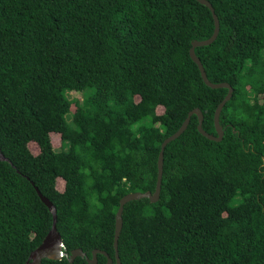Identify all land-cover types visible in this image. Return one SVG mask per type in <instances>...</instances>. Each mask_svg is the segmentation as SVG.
I'll use <instances>...</instances> for the list:
<instances>
[{
	"label": "trees",
	"instance_id": "1",
	"mask_svg": "<svg viewBox=\"0 0 264 264\" xmlns=\"http://www.w3.org/2000/svg\"><path fill=\"white\" fill-rule=\"evenodd\" d=\"M206 1L219 33L195 55L233 89L224 135L192 116L165 147L158 202L123 208L121 264H264V0ZM213 31L196 0H0V264H26L51 228L31 182L67 254L116 264L119 200L154 192L161 143L195 108L215 135L227 90L189 58Z\"/></svg>",
	"mask_w": 264,
	"mask_h": 264
},
{
	"label": "water",
	"instance_id": "2",
	"mask_svg": "<svg viewBox=\"0 0 264 264\" xmlns=\"http://www.w3.org/2000/svg\"><path fill=\"white\" fill-rule=\"evenodd\" d=\"M196 2L206 7L210 11L212 15L213 23H214V31H213L212 36L209 39L203 40V41H193L191 43V47L189 49V58L197 66L201 79L206 87L213 89V90H217V89L227 90L226 96L218 104L214 112L213 123H214L215 135L208 134L207 132L203 130L202 128L203 114L198 108H195L187 114L180 128L173 135L169 136L167 139H165L161 143L160 151H159L158 159H157V181H156L154 192L153 193H150V192L129 193L119 200L118 210L115 215V230H114V236H113V250H114V258H115L116 264H121L119 260V255H118V239H119V235L122 229L123 208L129 202L138 201L142 199L149 200L151 204L158 202L159 197H160V190H161V181H162V173H163V154H164L165 147L184 133V131L187 129L189 125L190 118L192 116H195L197 118L198 133L204 138H206L207 140L218 143V142H221L223 135H224L223 128L219 123V118H220V114H221V111L224 105L232 97L233 89L227 83H216V84L211 83L207 79V76L205 74V71L203 69V66L199 58L195 55L196 48L209 46L216 40L218 33H219V21H218L217 16L214 13V10L211 4L208 1L196 0ZM0 161L7 162V163L9 162L1 153H0ZM31 185L33 186L34 191L36 192L42 204L45 205V207L48 209V211L52 215V225H51L49 232L46 234V236L42 240L41 244L29 254L26 264H41L43 260L55 261V260H60L62 258H67L70 264H72L76 258L84 259L87 264H96L98 254L103 255L107 259L106 264H112V259L108 256V254L105 252L99 251V250H93L91 253V258H88L85 255V253L82 252L81 249L72 250L70 254H67L64 243L61 239V236L56 229L57 216H56L55 207L47 198H45L39 192V190L34 186L32 182H31Z\"/></svg>",
	"mask_w": 264,
	"mask_h": 264
},
{
	"label": "rangeland",
	"instance_id": "3",
	"mask_svg": "<svg viewBox=\"0 0 264 264\" xmlns=\"http://www.w3.org/2000/svg\"><path fill=\"white\" fill-rule=\"evenodd\" d=\"M69 99H80L81 100V97H77V96L71 94V95H69ZM53 145H54L55 149H58V144L55 141L53 142ZM30 148L33 152L36 151V148L34 147V145H31ZM58 188L62 189V183L61 182L58 183Z\"/></svg>",
	"mask_w": 264,
	"mask_h": 264
}]
</instances>
